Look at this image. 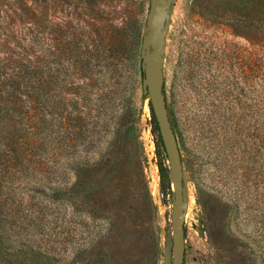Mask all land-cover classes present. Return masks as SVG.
Wrapping results in <instances>:
<instances>
[{"label":"rangeland","instance_id":"1","mask_svg":"<svg viewBox=\"0 0 264 264\" xmlns=\"http://www.w3.org/2000/svg\"><path fill=\"white\" fill-rule=\"evenodd\" d=\"M151 1L0 0V264H172ZM168 2L183 264H264V0Z\"/></svg>","mask_w":264,"mask_h":264},{"label":"water","instance_id":"2","mask_svg":"<svg viewBox=\"0 0 264 264\" xmlns=\"http://www.w3.org/2000/svg\"><path fill=\"white\" fill-rule=\"evenodd\" d=\"M168 0H152L146 23V35L141 47V68L144 74L143 90H147L149 101L157 122L159 134L167 156L174 191L172 209V264H183L185 257V197L182 164L177 141L166 106L161 54L166 31Z\"/></svg>","mask_w":264,"mask_h":264},{"label":"trees","instance_id":"3","mask_svg":"<svg viewBox=\"0 0 264 264\" xmlns=\"http://www.w3.org/2000/svg\"><path fill=\"white\" fill-rule=\"evenodd\" d=\"M142 75H144V74H143V71H142ZM149 108H150L151 115H152V118H153V121H154V124H155V132H156L157 137H158V139H159V143L161 144V147L164 149V146H163V143H162V140H161V136H160V134H159V129H158V126H157V122H156V119H155V116H154V113H153V110H152V106H151L150 101H149ZM164 152H165V150H164ZM165 154H166V153H165Z\"/></svg>","mask_w":264,"mask_h":264}]
</instances>
